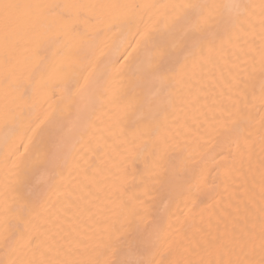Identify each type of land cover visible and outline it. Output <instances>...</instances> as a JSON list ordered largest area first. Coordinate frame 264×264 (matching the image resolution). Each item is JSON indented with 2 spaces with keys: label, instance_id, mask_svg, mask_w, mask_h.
I'll list each match as a JSON object with an SVG mask.
<instances>
[{
  "label": "bare ground",
  "instance_id": "obj_1",
  "mask_svg": "<svg viewBox=\"0 0 264 264\" xmlns=\"http://www.w3.org/2000/svg\"><path fill=\"white\" fill-rule=\"evenodd\" d=\"M10 2L199 3L208 6L203 13L212 21V32L202 46L189 44L164 61L168 78L156 82L153 97L159 127L149 139L138 134L128 106L131 74L116 75L125 61L116 51L119 39L108 31L107 10H73L63 19L29 9L14 13V57L8 66L14 75L7 80L0 49V264L244 260L243 245L254 239L258 246L264 226V0ZM156 17L155 9L145 13L142 27L151 29ZM2 29L0 22V39ZM54 34L60 36L56 45L48 39ZM117 57L115 68L105 71ZM69 65L81 84L88 79L87 90L74 88L70 94L64 88L66 73L55 69ZM29 80L33 89L26 91L21 85ZM6 94L9 100L17 98L13 107L33 109V127L52 114L67 115L71 105L51 163L39 169L5 163L13 148L11 140H4ZM27 142L15 138L19 153ZM173 166H179V187L162 191ZM125 205L151 211L148 219L160 237L156 245L137 251L128 247L136 218L121 215Z\"/></svg>",
  "mask_w": 264,
  "mask_h": 264
},
{
  "label": "snow or ice",
  "instance_id": "obj_2",
  "mask_svg": "<svg viewBox=\"0 0 264 264\" xmlns=\"http://www.w3.org/2000/svg\"><path fill=\"white\" fill-rule=\"evenodd\" d=\"M208 7L199 3L195 4H179L171 3L166 5L146 4V3H110V4H85V3H37V4H19L10 2V0H0V22L3 24V35L0 39V49L4 56L5 79H9L14 72L8 67L11 65L14 57V44L11 39V26L14 13L20 9L35 10L40 16L55 14L60 19L69 15L73 10L79 12L83 9H101L108 12V31L113 32L119 39L116 51L123 56L125 63L116 69V75L123 76L126 72L131 74L129 86L131 88V98L128 100V106L132 109L136 116L137 132L140 136L153 137L158 131L159 110L153 104L155 95L154 89L157 81L168 78L164 69V61L166 59L178 56L189 44L193 47L202 46L212 32V21L203 13V9ZM166 9L165 12L159 13V9ZM264 8V4H262ZM153 9L157 10V17L151 29L142 27L143 16ZM51 31V29H49ZM159 33V38L157 37ZM131 37V40L129 39ZM50 44L56 45L60 43L59 35H51L48 37ZM135 40V44L132 43ZM123 49L121 52L120 49ZM132 49V51H129ZM128 54L125 56L124 53ZM119 63V57L116 61H111L105 65V71L110 68L114 69ZM48 71L45 66L41 72L43 74ZM57 72L66 73L62 83L64 88L71 94L75 88L81 92L90 87L88 79L81 84L80 77L77 72L63 66L55 69ZM35 79V74L33 75ZM27 91L33 89L32 80L27 85H21ZM264 88V86H262ZM22 98V97H21ZM71 99V96L69 97ZM17 98L13 96L11 100L8 95L5 96L3 111L6 116L5 124L7 131L5 133V143L12 141L13 148L5 154V163L11 161L13 168H19L21 165L36 167L37 169L51 163L56 156V150L63 142V133L65 129L64 120L68 119L71 113V105L67 115L52 114L46 121L36 124L33 118L32 108H17ZM10 117V119H8ZM10 125V126H9ZM264 127V124H262ZM19 137L21 142L27 138L24 144L25 151L19 153V147L15 146V138ZM244 143L247 144L251 140V134L243 137ZM261 151L264 152V133L260 136ZM238 147L241 146L239 140ZM19 153V156L16 154ZM15 157V159H13ZM160 166L159 161H156ZM261 167L264 168V159L261 160ZM180 184L179 166H173L169 170V182L162 185V191L172 192L178 189ZM264 199V197H262ZM264 213V207L260 209ZM121 215L127 220L128 218H136V226L132 231L134 235L128 241V247L137 251L145 244L156 245L159 241V233L155 224L148 218L151 211L143 205L129 208L125 205L121 210ZM264 225V218L261 220ZM124 227V225H121ZM244 260L237 261L236 264H264V226L260 231V243L257 246L254 239H250L241 249ZM250 253V255H249ZM118 264H132L131 261L125 259L119 261ZM143 264V262H140ZM149 264H166L164 260L157 262L155 259ZM228 264H233L229 261Z\"/></svg>",
  "mask_w": 264,
  "mask_h": 264
}]
</instances>
